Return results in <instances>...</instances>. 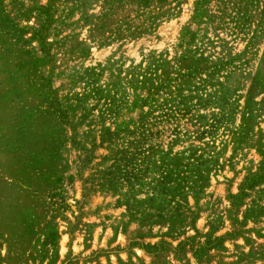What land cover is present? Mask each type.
<instances>
[{"label":"rangeland","instance_id":"374dc122","mask_svg":"<svg viewBox=\"0 0 264 264\" xmlns=\"http://www.w3.org/2000/svg\"><path fill=\"white\" fill-rule=\"evenodd\" d=\"M0 264H264V0H0Z\"/></svg>","mask_w":264,"mask_h":264}]
</instances>
